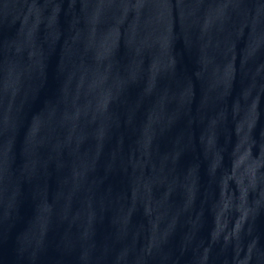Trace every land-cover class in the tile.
<instances>
[{
  "label": "water",
  "instance_id": "95a60500",
  "mask_svg": "<svg viewBox=\"0 0 264 264\" xmlns=\"http://www.w3.org/2000/svg\"><path fill=\"white\" fill-rule=\"evenodd\" d=\"M0 264H264V0H0Z\"/></svg>",
  "mask_w": 264,
  "mask_h": 264
}]
</instances>
